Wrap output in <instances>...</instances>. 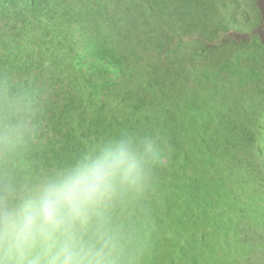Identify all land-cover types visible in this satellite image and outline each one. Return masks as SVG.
Wrapping results in <instances>:
<instances>
[{
  "label": "trees",
  "instance_id": "obj_1",
  "mask_svg": "<svg viewBox=\"0 0 264 264\" xmlns=\"http://www.w3.org/2000/svg\"><path fill=\"white\" fill-rule=\"evenodd\" d=\"M263 27L259 0H0V193L147 137L150 179L103 210L132 264H264L261 240L203 247L264 232Z\"/></svg>",
  "mask_w": 264,
  "mask_h": 264
},
{
  "label": "clouds",
  "instance_id": "obj_2",
  "mask_svg": "<svg viewBox=\"0 0 264 264\" xmlns=\"http://www.w3.org/2000/svg\"><path fill=\"white\" fill-rule=\"evenodd\" d=\"M0 142L12 147L15 134ZM156 158L151 139L122 135L27 188L9 182L0 193V264H132L103 210L123 191L140 190Z\"/></svg>",
  "mask_w": 264,
  "mask_h": 264
},
{
  "label": "rangeland",
  "instance_id": "obj_3",
  "mask_svg": "<svg viewBox=\"0 0 264 264\" xmlns=\"http://www.w3.org/2000/svg\"><path fill=\"white\" fill-rule=\"evenodd\" d=\"M260 2V6L262 11L264 10V0H259ZM212 17L214 19H218L221 17V15L218 13L217 10L213 11L212 13ZM250 19H254V15L249 17ZM261 27H259L257 29V31H260ZM264 29V27H263ZM237 37V34L235 35ZM246 37H249V35H244V34H238V38L239 39H244ZM242 184H240L239 187H241ZM197 227L201 230H205L206 227L204 225L203 221H200L199 223H197ZM230 227V226H229ZM224 226L220 228H216V229H211L208 228L207 230L210 232L211 236L219 243L222 244V248H220L219 246L214 245V247H208V246H204L205 248V256H208L212 253H214L217 257H218V252L220 254H232L234 253L235 250L237 249H243L244 244H246V242L248 240H255V241H262V243L264 242V232L259 230L258 227H256L257 229H244L243 233H239V232H232V228H228L226 230H231L228 234H224L222 231L220 230H224L223 229ZM191 237L189 236L188 238V244L190 241ZM217 244V243H215ZM222 250V251H221ZM231 250V251H230ZM171 249H167L165 251L162 252L163 257H164V261L165 262H169L171 260ZM201 264H217L215 263L212 259H208L205 258L201 261Z\"/></svg>",
  "mask_w": 264,
  "mask_h": 264
}]
</instances>
